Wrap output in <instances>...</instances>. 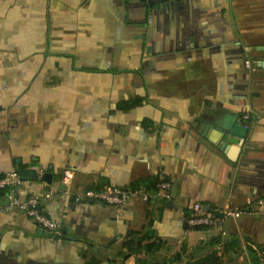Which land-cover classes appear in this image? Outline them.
Returning a JSON list of instances; mask_svg holds the SVG:
<instances>
[{
	"label": "crops",
	"instance_id": "obj_1",
	"mask_svg": "<svg viewBox=\"0 0 264 264\" xmlns=\"http://www.w3.org/2000/svg\"><path fill=\"white\" fill-rule=\"evenodd\" d=\"M148 1L0 0V176L21 174L20 198L51 191L60 225L0 212V264H135L139 240L167 264L221 252L217 239L238 254L264 244V0ZM161 177L167 200L74 201ZM248 201L249 214L187 226L190 202Z\"/></svg>",
	"mask_w": 264,
	"mask_h": 264
},
{
	"label": "built area",
	"instance_id": "obj_2",
	"mask_svg": "<svg viewBox=\"0 0 264 264\" xmlns=\"http://www.w3.org/2000/svg\"><path fill=\"white\" fill-rule=\"evenodd\" d=\"M153 2L161 0H151ZM245 66L250 67V63L245 61ZM243 118L248 119V115ZM33 177L37 182L46 184L45 171L43 169H38ZM72 178V173L70 171H64L62 179L65 182H70ZM26 181L19 175L16 171H11L0 176V192L2 193V198L5 201L0 203V212H11L20 211L26 217L34 221L40 230L45 233H50L52 235L60 234V225L50 219L43 207V203L50 199L52 196L51 191L46 193L33 194L25 198H20L16 196L14 189L22 186ZM171 185L164 178H159L154 186V194H151V190L145 186H138L135 188H119L113 186H104L98 189L85 190L81 194L74 197L75 202L82 200H92L97 203H102L106 206L120 208L125 205L128 201L132 199H139L143 202L151 200V198L156 197L163 200H167L169 196V191ZM69 194L68 189L62 192L65 196ZM262 201H258V205H261ZM251 202L248 201L245 208H226V209H215L213 211H207L203 206L197 202H190L188 204L189 216L186 219L187 226L189 229L196 227L209 228L214 225H220V217L227 218H237L243 214H249ZM238 260L241 263H248V257L246 254H240Z\"/></svg>",
	"mask_w": 264,
	"mask_h": 264
},
{
	"label": "trees",
	"instance_id": "obj_3",
	"mask_svg": "<svg viewBox=\"0 0 264 264\" xmlns=\"http://www.w3.org/2000/svg\"><path fill=\"white\" fill-rule=\"evenodd\" d=\"M135 102H124L122 103L123 108L128 107ZM157 180L154 181H146V182H141L139 184H135L133 188L138 187V186H145L150 190H154V186L156 184ZM0 198H2V193L0 192ZM204 228V227H201ZM216 243H221L222 245V251L218 250H206L205 252L201 253L200 255H190L187 257V261L181 262V258L177 255L173 258L171 263L169 264H223L222 261V255L223 254H229V256H238L240 254L236 253L237 251H234L233 249L238 246V241L235 237L227 238V239H217L215 241ZM153 245L152 244H144L142 243L141 240L138 241V243L134 247L135 252H140L143 251L146 254L145 258H137L135 260V264H167V263H162L160 261H156L150 257L152 251ZM211 250V251H210ZM236 254V255H235ZM246 255L248 257L249 264H264V244L262 245H256L254 248L252 246H247L246 247ZM91 264H95L94 262ZM232 264H239L237 262L232 263ZM241 264H248V263H241Z\"/></svg>",
	"mask_w": 264,
	"mask_h": 264
},
{
	"label": "water",
	"instance_id": "obj_4",
	"mask_svg": "<svg viewBox=\"0 0 264 264\" xmlns=\"http://www.w3.org/2000/svg\"><path fill=\"white\" fill-rule=\"evenodd\" d=\"M148 3L153 5L155 2L149 0ZM34 174H35V173H34ZM19 175L21 176L20 173H19ZM34 176H35V175H34ZM45 180H46L47 182L50 183V181H51V175H50L49 173H47V174L45 175Z\"/></svg>",
	"mask_w": 264,
	"mask_h": 264
},
{
	"label": "rangeland",
	"instance_id": "obj_5",
	"mask_svg": "<svg viewBox=\"0 0 264 264\" xmlns=\"http://www.w3.org/2000/svg\"><path fill=\"white\" fill-rule=\"evenodd\" d=\"M228 258V257H227ZM224 262L228 263V260L226 259Z\"/></svg>",
	"mask_w": 264,
	"mask_h": 264
}]
</instances>
